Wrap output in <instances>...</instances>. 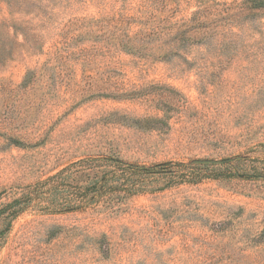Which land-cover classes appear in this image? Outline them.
I'll use <instances>...</instances> for the list:
<instances>
[{"label":"rangeland","instance_id":"374dc122","mask_svg":"<svg viewBox=\"0 0 264 264\" xmlns=\"http://www.w3.org/2000/svg\"><path fill=\"white\" fill-rule=\"evenodd\" d=\"M0 264H264V7L0 0Z\"/></svg>","mask_w":264,"mask_h":264},{"label":"trees","instance_id":"16d2710c","mask_svg":"<svg viewBox=\"0 0 264 264\" xmlns=\"http://www.w3.org/2000/svg\"><path fill=\"white\" fill-rule=\"evenodd\" d=\"M249 1H252L257 8H263L264 7V0H249ZM116 161H118V160H115L114 162H116ZM230 164H231V161H226L222 166H227V165H230ZM200 166L206 167V168L215 167L214 165H208V164H202ZM138 170L144 171L146 169L138 168Z\"/></svg>","mask_w":264,"mask_h":264},{"label":"water","instance_id":"95a60500","mask_svg":"<svg viewBox=\"0 0 264 264\" xmlns=\"http://www.w3.org/2000/svg\"><path fill=\"white\" fill-rule=\"evenodd\" d=\"M201 163H205V162H201ZM207 163V162H206Z\"/></svg>","mask_w":264,"mask_h":264}]
</instances>
